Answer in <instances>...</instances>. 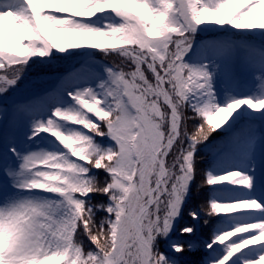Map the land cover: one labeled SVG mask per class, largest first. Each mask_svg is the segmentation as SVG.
I'll return each instance as SVG.
<instances>
[{"label": "snow or ice", "instance_id": "snow-or-ice-1", "mask_svg": "<svg viewBox=\"0 0 264 264\" xmlns=\"http://www.w3.org/2000/svg\"><path fill=\"white\" fill-rule=\"evenodd\" d=\"M234 2L239 6L226 11ZM103 12L114 13L119 22L104 28L82 22ZM204 23L264 29V0H24L19 10H0V69L47 56L53 48L63 52L79 47L118 51L132 65L127 72L118 66L107 70L110 82L101 84L103 98L92 88L69 92L79 109L56 108L46 122L36 124L33 135L49 133L68 154L24 156L21 168L34 176L18 186L57 193L63 200L26 199L0 207V264H168L154 241L170 231L195 171L192 150L172 155L168 163L182 135L189 95L203 90L207 96L202 106L194 107L206 121L196 129L194 143L223 126L241 105L264 109V99L214 104L210 73L183 62L190 31ZM0 81L14 84L16 78L0 75ZM59 121L83 126L93 135L65 130ZM94 136H108L114 147H101ZM86 165L104 169L110 179L98 184ZM223 182L250 187L251 177L234 170L208 174L206 180ZM93 192L111 201L99 205L107 214L99 224L93 205L84 199ZM241 210L264 213V204L256 199L213 200L206 209L210 215ZM190 215L196 218L197 213ZM181 231L191 233L192 228ZM81 233L94 248H85L78 239ZM242 233L252 235L227 245L225 256L213 264H227L242 249L264 245V219L236 225L214 236L212 243L223 244ZM173 247L183 252L185 246ZM242 264H264V254Z\"/></svg>", "mask_w": 264, "mask_h": 264}, {"label": "rangeland", "instance_id": "rangeland-1", "mask_svg": "<svg viewBox=\"0 0 264 264\" xmlns=\"http://www.w3.org/2000/svg\"><path fill=\"white\" fill-rule=\"evenodd\" d=\"M23 3L24 0H0V10L7 8L19 10ZM238 6L234 2L226 11L230 12ZM82 22L104 28L109 23H118L119 18L112 12H103ZM189 44L190 47L182 58L183 62L189 66L205 68L210 73L209 83L214 104L226 106L237 99L250 98L254 101L264 99V29L237 28L227 23L223 25L204 23L190 31ZM117 66L126 72L132 69L131 61L120 56L118 51L104 52L91 47H79L63 52L53 48L47 56H32L26 64L12 69H0V75L16 78L14 84L0 81V88H6L5 91H0V207H7L26 199L36 202L63 200L57 193L36 189L29 191L18 186L34 176V172L21 168L24 156L33 152L68 154V150L49 133L39 132L33 135L35 126L38 122H46L52 117L56 108L79 109L80 106L68 95L69 92L92 88L103 98L104 89L101 84L110 82L107 70ZM145 75L150 80L153 79L146 67ZM202 91L190 94L183 110L193 111L204 120V117L194 110V107L202 106L207 99ZM163 107L166 110V106ZM88 115L94 120L99 119L93 113ZM58 123L65 130L76 129L93 135L83 126L64 121ZM214 132L231 134L232 142L217 151L213 157L214 165L206 173L205 185L220 191L221 198L213 200L230 202L256 199L264 204V109L254 110L247 104L241 105L227 122ZM94 140L103 148L114 147V142L108 136H94ZM174 148L176 152L170 154L169 164L172 163V155L193 151L182 141V137L178 138V144L174 145ZM87 167L89 177H96L102 170ZM234 170L251 177V186L229 182L206 183L208 174L219 176ZM191 182L192 177L186 185L178 215L173 218L170 231L166 235H157L154 241V248L162 245L157 250L163 253L168 264L218 262L225 256L227 245L238 242L252 233L235 235L223 244L212 243L214 236L236 225L264 219V213L251 210L211 214L216 220L217 228L211 231L210 238L204 237L201 234L207 228L206 223L199 219L190 222L188 219L192 216L190 209H187L191 197ZM33 194L37 195L36 198ZM84 199L92 204V193ZM106 203H111L107 196ZM187 227L192 228L191 233L181 231ZM197 235L200 237L201 247H195L193 242L185 241L184 251H175L173 245L184 242L181 238H192ZM209 244L212 246L208 247ZM189 245L191 247H188ZM261 254H264V245L249 246L234 254L227 264H242L243 260H256Z\"/></svg>", "mask_w": 264, "mask_h": 264}, {"label": "trees", "instance_id": "trees-1", "mask_svg": "<svg viewBox=\"0 0 264 264\" xmlns=\"http://www.w3.org/2000/svg\"><path fill=\"white\" fill-rule=\"evenodd\" d=\"M183 116L184 121L181 137L182 141H184L185 144L193 149V166L195 169L190 186L191 197L188 203L190 208L187 206V209H190L191 212L197 213V216L196 218L190 216L188 219H190V222L195 221V219H199L204 222L207 221L205 222L207 228L201 235L206 238H210V235L212 234L211 231H213V229L215 230L217 226L215 218L212 217V215H210L206 209L209 208L210 201L221 198V195L219 190L205 185V177L206 173L214 165V161L212 159L214 154L230 143L231 135L222 132L211 131L207 135L206 139L198 140L194 143L192 137L196 135V129L201 124H205V121L203 118L188 109L183 110ZM94 178L98 184H102L107 179H109L107 172L103 169L101 170L100 174ZM91 202L95 210V221L97 224H99V222L104 219L105 215H107L104 210L99 207V205L106 204V195L100 192H93ZM95 206H97V208H95ZM185 209L186 207L184 208L183 212ZM183 218L184 217H182V220ZM199 238L200 237L198 235L192 238L183 237L181 239L184 240V242L181 244L185 245V241H191L194 243L192 244L195 247H201ZM78 239L86 249L95 247L88 240V237L83 233L78 236ZM160 245L155 247V250H157Z\"/></svg>", "mask_w": 264, "mask_h": 264}, {"label": "bare ground", "instance_id": "bare-ground-1", "mask_svg": "<svg viewBox=\"0 0 264 264\" xmlns=\"http://www.w3.org/2000/svg\"><path fill=\"white\" fill-rule=\"evenodd\" d=\"M93 27H95V26H93ZM34 139H35V142H36V141H37V137H35ZM35 142H34L33 144H35ZM33 144H32V145H33ZM36 196H37V195L33 194V197H34V198H36Z\"/></svg>", "mask_w": 264, "mask_h": 264}]
</instances>
